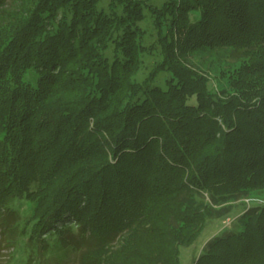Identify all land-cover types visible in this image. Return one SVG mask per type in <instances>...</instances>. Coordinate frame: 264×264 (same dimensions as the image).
<instances>
[{
    "label": "trees",
    "instance_id": "obj_1",
    "mask_svg": "<svg viewBox=\"0 0 264 264\" xmlns=\"http://www.w3.org/2000/svg\"><path fill=\"white\" fill-rule=\"evenodd\" d=\"M8 3L0 225L25 264L54 247L77 264H182L209 219L264 196V0ZM147 13L161 59L139 80L158 45ZM244 210L194 264H264V202Z\"/></svg>",
    "mask_w": 264,
    "mask_h": 264
},
{
    "label": "rangeland",
    "instance_id": "obj_2",
    "mask_svg": "<svg viewBox=\"0 0 264 264\" xmlns=\"http://www.w3.org/2000/svg\"><path fill=\"white\" fill-rule=\"evenodd\" d=\"M8 6L10 7H16V3L19 0H7ZM107 1V0H106ZM154 3L161 5L165 0H152ZM153 18L150 13H147V18L145 21L141 23L142 27L146 30V37L145 41L146 44L150 45L152 43H157L158 33L157 29L153 24ZM158 44V43H157ZM160 46L157 45V49L153 53H146L144 55V65L142 70L137 75V78L139 80L144 79L148 74L150 73L153 66L161 59L160 54ZM196 63L200 64L204 59L202 57H194L191 58ZM208 63H204L203 66L205 68L207 67ZM168 75L167 73L160 74L157 83L161 86L165 85V76ZM211 86H215V83L211 81ZM206 198L209 197L208 193L203 194ZM21 207H27L28 203L26 200L20 201ZM236 202V201H234ZM253 202H264V196L263 195H249L245 196L242 199L238 200L237 209L234 213L231 215L225 216L226 218H230V223L226 225L224 222V219L222 218H211L207 221V224L199 236V238L191 245H183L181 247V261L182 264H194L196 258L201 253L204 245L206 242L213 236L222 234L224 231L229 229H236L238 227V219L234 221V219L240 214L245 211L244 206L247 204L248 206L252 204ZM8 212L5 211L2 216H7ZM233 215V216H232ZM235 215V216H234ZM234 221V222H233ZM233 222V223H232ZM227 226V227H226ZM226 227V228H225ZM1 225H0V264H25L28 251H20V248L15 249L14 246L8 244L7 242H3V237L5 236L4 233L1 232ZM75 253L70 252L69 254H66L64 250L58 249L54 247L53 252L47 253L45 250L44 253H42L39 256V259H42V262H45V264H77V261L75 259ZM50 257V258H49ZM38 259V260H39ZM37 260V262H38Z\"/></svg>",
    "mask_w": 264,
    "mask_h": 264
},
{
    "label": "built area",
    "instance_id": "obj_3",
    "mask_svg": "<svg viewBox=\"0 0 264 264\" xmlns=\"http://www.w3.org/2000/svg\"><path fill=\"white\" fill-rule=\"evenodd\" d=\"M230 220H231V219L228 218V217L224 219V222L226 223V225H227L228 223H230Z\"/></svg>",
    "mask_w": 264,
    "mask_h": 264
}]
</instances>
